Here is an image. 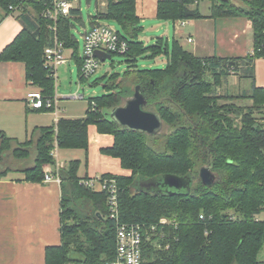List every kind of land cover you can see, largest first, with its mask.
Returning a JSON list of instances; mask_svg holds the SVG:
<instances>
[{
    "label": "trees",
    "instance_id": "16d2710c",
    "mask_svg": "<svg viewBox=\"0 0 264 264\" xmlns=\"http://www.w3.org/2000/svg\"><path fill=\"white\" fill-rule=\"evenodd\" d=\"M205 0H159L157 18L188 21L246 18L253 28V51L244 57H196L178 40L172 45L164 38L154 44L141 40L144 31L136 12V0H107L95 20H113L129 46L128 68L123 77L112 76L107 93L88 101L85 117L62 118L55 127L36 129L37 139L20 143L0 134V178L11 170L9 155L27 159L33 152L34 165L24 169V180L44 182L45 166H55L52 151L89 150V127L112 135L114 144L101 153L120 160L130 176L105 174L100 180H114L118 189L119 221L145 226L158 225L157 234L145 245L144 257L153 264H261L264 248V124L256 113L264 110V87L238 95L218 94L232 75L255 79V61L264 59V0H207L209 15L200 9ZM48 0H0L8 14L20 11L23 31L0 54V62H21L27 80L45 99H54L56 80L45 66V49L54 43L53 21L44 17ZM13 8V9H11ZM32 11V13H31ZM81 20L80 9L61 17L57 36L72 50L80 80L84 79L79 42L74 22ZM116 55V54H113ZM112 55V56H113ZM165 58L163 68H142L140 59ZM147 99L145 110L159 113L171 131L149 136L119 126L110 112L131 97L136 87ZM251 101V106L235 102ZM43 111H53L45 110ZM79 160L71 161L58 175L62 185V243L46 249L45 264H111L116 256V220L110 217L107 190L85 185L94 179L81 178ZM210 167L213 186L204 185L200 169ZM6 168V169H3ZM166 174L190 176L189 193H152L137 190L144 180H160ZM170 224L159 225L162 219Z\"/></svg>",
    "mask_w": 264,
    "mask_h": 264
},
{
    "label": "crops",
    "instance_id": "0c3cea01",
    "mask_svg": "<svg viewBox=\"0 0 264 264\" xmlns=\"http://www.w3.org/2000/svg\"><path fill=\"white\" fill-rule=\"evenodd\" d=\"M81 1H73V7L80 9L81 20L78 22L84 25ZM158 1L136 0V12L142 24L148 19H158ZM106 7L107 0H97L94 16ZM20 14L18 10L8 14L0 7V54L23 31ZM91 17L93 15L89 16L90 26L99 21H92ZM173 23L175 40L196 57H244L253 51V28L246 18H205ZM231 80L248 82V92L253 86L264 87V59L255 61L254 80L232 75L224 84L227 83L229 87ZM36 91L39 89L27 80L24 63L0 62V134L4 133L23 143L37 139L36 129L55 127L64 118L56 111L31 109L28 95ZM113 144L112 135L100 134L97 127L91 125L88 152L82 149H60L57 146L55 161L64 168L71 161L79 160L81 166H85V174L82 176L78 173L81 178L96 179L105 174L130 176L131 171L124 169L119 159L101 153L103 148ZM78 150L84 151L83 158L70 153ZM60 151L63 152L65 162L60 160ZM56 164L44 168L46 173L51 172L55 178L48 183L25 181L21 172L23 168H10L11 172L0 178V264H45L46 249L61 245L62 185L58 180V171L61 169ZM261 214L257 219L264 222ZM261 264H264V259Z\"/></svg>",
    "mask_w": 264,
    "mask_h": 264
},
{
    "label": "rangeland",
    "instance_id": "374dc122",
    "mask_svg": "<svg viewBox=\"0 0 264 264\" xmlns=\"http://www.w3.org/2000/svg\"><path fill=\"white\" fill-rule=\"evenodd\" d=\"M78 1V0H72ZM234 3H238L240 6H245V4L241 0H232ZM77 4V3H76ZM79 6V4H78ZM97 6V0H82L81 1V10L83 15V22H74L75 27L73 28V33L76 36L79 42V55L82 58L84 54V34L85 31L88 30L90 26L89 16L95 14ZM211 8V3L207 0L201 1L200 9L203 14H209ZM99 22L109 24L114 27L117 31L120 30V26L113 20H99ZM142 27L145 28L141 34V40L146 44H154L158 38H164L166 41H169L170 46L175 39L174 35V23L172 21H162L159 19H151L145 21V24H142ZM65 56L68 59V62L59 65L57 68V81H56V93L58 97V102L56 105V111L60 113L61 117L64 118H80L85 116L86 111L88 109V101L92 97H99L107 93L105 86L109 83L110 78L117 74H120L123 77L125 71L128 68L127 59L122 55H113L112 59L107 60L101 63L99 69L96 73L84 77L83 80H80L79 68L76 61L71 56V50H65ZM138 65L142 68H163L165 66V58L158 57L155 60L151 59H140ZM229 87H227V83L223 85V87L217 90L218 94H231L238 95L245 91L249 90V83L245 81L231 80ZM83 95V99H74L73 97L76 95ZM128 99V98H127ZM125 99V101L127 100ZM239 106H251V101H241L235 102ZM122 104V105H123ZM43 111V110H42ZM148 111L156 112L154 108H151ZM256 117L260 120L262 124H264V110L261 113H256ZM171 128L164 123V127L162 132L159 134L160 136H164ZM62 151V150H61ZM60 155V160L65 162L64 155ZM70 153H75L74 156H80L83 158L84 151L78 150ZM79 157V158H80ZM76 158V157H73ZM35 154L32 152L31 156L27 159H15L9 153L6 160V167L15 168V169H27L34 165ZM67 161L66 164H68ZM80 175L85 174V166L82 165L79 170ZM16 173V172H15ZM215 175V174H214ZM99 179V178H96ZM261 217L264 219V212L261 214ZM261 257V258H260ZM264 259V248L262 249L259 260ZM260 260V261H261Z\"/></svg>",
    "mask_w": 264,
    "mask_h": 264
},
{
    "label": "built area",
    "instance_id": "2783aa9c",
    "mask_svg": "<svg viewBox=\"0 0 264 264\" xmlns=\"http://www.w3.org/2000/svg\"><path fill=\"white\" fill-rule=\"evenodd\" d=\"M47 8L43 15L53 21L50 29L55 33L54 43L45 49V66L53 71L57 81V68L68 62L65 56V46L57 36V23L61 17H69L73 7L72 0H48ZM13 9V8H11ZM191 42L192 40L189 39ZM129 49L128 43L121 38L118 31L109 24L97 21L84 34V54L81 68L82 75L88 77L99 69L101 60L96 57V53L103 52L108 55H124ZM74 99H83V95L76 94ZM29 106L33 110H53L56 111L58 97L45 99L40 91L32 92L28 95ZM57 112V111H56ZM57 144L52 155L56 157ZM57 168L61 167L58 163ZM59 172V171H58ZM54 175L47 172L44 182L53 181ZM58 180L61 181L59 175ZM85 185L94 187L97 190H107L109 192L108 204L110 217L116 220V256L111 264H153L144 257L145 245L151 241L152 236L157 234L158 225L145 226L141 224H126L119 221L118 189L114 180L105 179L103 181L94 179L85 182ZM170 224L168 219H162L159 225Z\"/></svg>",
    "mask_w": 264,
    "mask_h": 264
},
{
    "label": "water",
    "instance_id": "95a60500",
    "mask_svg": "<svg viewBox=\"0 0 264 264\" xmlns=\"http://www.w3.org/2000/svg\"><path fill=\"white\" fill-rule=\"evenodd\" d=\"M96 57L105 62L112 59V55L97 52ZM147 99L141 92L140 87H136L134 94L129 97L123 105L117 106L110 112V118L119 126L130 131H135L149 136L159 135L164 127V121L157 112L145 110ZM199 177L201 182L211 187L215 182V175L210 167L204 166L200 169ZM193 179L190 176H177L166 174L160 180H144L137 184L136 189L152 193H167L174 195L177 193H189L192 189Z\"/></svg>",
    "mask_w": 264,
    "mask_h": 264
}]
</instances>
